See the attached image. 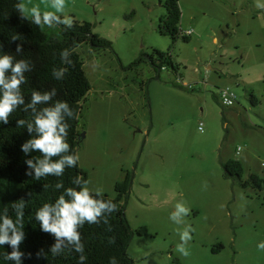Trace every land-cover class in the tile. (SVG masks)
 <instances>
[{"label":"rangeland","instance_id":"1","mask_svg":"<svg viewBox=\"0 0 264 264\" xmlns=\"http://www.w3.org/2000/svg\"><path fill=\"white\" fill-rule=\"evenodd\" d=\"M165 1L64 0L57 13L90 23L112 45L76 49L91 86L78 117V165L89 188L111 199L133 171L125 215L134 232L147 229L130 242L133 264H264V189H243L222 169L238 160L242 181L264 180V0H178L189 42L158 32ZM23 2L55 12L54 0ZM154 49L169 51L178 70L156 79L148 65L127 69ZM224 89L231 107L220 102ZM180 202L190 214L176 224L170 214ZM187 226L194 231L185 257L176 245Z\"/></svg>","mask_w":264,"mask_h":264},{"label":"trees","instance_id":"2","mask_svg":"<svg viewBox=\"0 0 264 264\" xmlns=\"http://www.w3.org/2000/svg\"><path fill=\"white\" fill-rule=\"evenodd\" d=\"M21 0H0V57L9 55L13 65L24 60L28 64L25 71L26 83L21 85L24 105H21L9 116V122L4 124L0 121V217L4 210H8L10 218L15 220L16 211L12 208L14 202L24 199L27 204L24 209V238L18 246L20 256L19 264H79V256L85 255L87 259L83 264H109L111 257H115L117 264H133L128 255V247L134 234L139 237L147 235V229L141 227L134 232L125 215V202L129 197L134 179L133 171H126L124 178L115 184L116 198L111 199L103 195V199H111L117 205L118 211L108 217V224H87L80 229L84 253L68 252L58 256H52L51 249L56 244V237L44 232L35 219L36 211L45 203H54L64 188L76 187L72 184V178L77 175L87 180V174L80 169L78 162L76 167L65 169L62 177L48 176L35 180V171L26 163L35 157L42 155L32 149L27 153L23 151V145L37 136L35 129L29 132L27 123L34 124L35 113L31 108L23 111L24 107L31 103L32 91L51 92L56 89V96L47 104H37L39 112L45 106H52L55 101H66L76 114L77 118H70L64 113V122L69 125L67 142L70 145L68 153L61 155H77V148L82 139L78 130V117L81 111V102L90 91V83L83 70V62L76 49L87 44L94 51L112 49L111 43L94 34L92 25L87 22L74 21L72 28H66L63 24L53 22L56 27L55 33H50L46 26L41 28L32 20L22 19L15 5ZM165 15L159 18L158 32L163 36L171 37L173 41L181 38L189 42L190 36L181 34L180 18L181 11L178 0H166L164 3ZM61 20L64 18L60 16ZM15 37V39H13ZM20 46V51L17 47ZM69 49V56L61 61L60 53L63 49ZM71 61V63H69ZM150 66L158 75L162 69L169 68L178 70L169 51L153 50L144 57L140 55L127 69L137 70L142 65ZM53 68H64L62 80L57 81L52 76ZM10 71L6 75H10ZM2 95V93H0ZM252 102L257 104L256 98L251 95ZM20 119L26 121L22 127H17ZM53 161L59 157H53ZM223 176L226 179H236L243 189L252 188L261 191L264 189V180L257 175H250L248 180L242 181L244 169L238 160L230 159L222 164ZM31 173L32 175H27ZM63 181L64 188L56 189L54 185ZM48 184L50 187L44 188ZM78 187V186H77ZM31 193V196L28 195ZM68 199V197H66ZM2 223V219H0ZM109 238H114V243H109ZM8 244L0 245V264H17L15 260H7L5 256L12 251ZM37 253H40L38 256ZM174 264H180L178 259Z\"/></svg>","mask_w":264,"mask_h":264},{"label":"clouds","instance_id":"3","mask_svg":"<svg viewBox=\"0 0 264 264\" xmlns=\"http://www.w3.org/2000/svg\"><path fill=\"white\" fill-rule=\"evenodd\" d=\"M53 11L41 12L38 5L28 7L26 3L21 0L15 5L22 19H29L35 25L43 28L45 26L53 27V22L63 24L66 28L74 26V19L70 16H65L61 20L57 13L64 12V0H54ZM42 13V15H41ZM15 39V37L13 38ZM20 46L17 51H20ZM69 56V49H63L60 53L61 61H65ZM71 63V61H69ZM28 64L24 60L12 63V57L4 55L0 57V121L4 124L9 122V116L16 111L21 105H24V97L21 91V85L26 83L25 71L28 70ZM10 71V75L6 72ZM67 69L53 68L52 76L57 81L62 80L64 72ZM56 89L53 88L51 92L32 91L31 103L26 105L23 111L31 108L35 113L34 124L27 123V129L32 132L35 129L37 136L30 139L23 145V151L27 153L29 149L35 150L42 155L35 157V163L32 159L26 161L29 167L35 171V180L46 178L48 176L62 177L67 168H74L79 160L78 155L68 154L70 145L67 142L69 125L64 122V113L70 118H77L76 114L69 107L68 102L57 100L52 106H45L39 112L36 111L37 104H47L53 96H56ZM26 121L20 119L17 122V127L24 126ZM203 131V128L200 129ZM243 151L242 146H238L237 155ZM53 157L59 159L53 161ZM27 175H32L27 173ZM72 184L76 187L64 188L63 181H58L54 187L56 189L64 188V192L59 195L54 203H45L35 213V219L39 221L40 228L47 233H51L56 237V244L51 249L52 256H58L67 250L68 252L84 253V244L80 229L85 223L99 224L101 221L108 224V217L118 211L117 205L111 199H103V189H90V181L85 180L82 176L77 175L72 178ZM78 186V187H77ZM50 185L45 184L47 189ZM31 196V193H28ZM68 197V199H66ZM27 202L20 199L12 204V208L16 211L15 220L9 217L8 210H4V214L0 219V245L8 244L12 247V251L7 253L5 259L15 260L19 264L20 256L18 246L24 238V209ZM176 211L170 214V219L176 224H181L184 221L179 219L181 215H189L190 209L187 208L183 202L175 205ZM194 231L190 226L184 228L179 233L181 243L176 245V251L182 256L187 257L189 252L187 245L192 240L191 232ZM114 238H109V243H114ZM258 249L264 250V242L258 244ZM39 256L40 253H37ZM87 257L83 254L79 256V264ZM109 264H117L116 258L111 257Z\"/></svg>","mask_w":264,"mask_h":264},{"label":"built area","instance_id":"4","mask_svg":"<svg viewBox=\"0 0 264 264\" xmlns=\"http://www.w3.org/2000/svg\"><path fill=\"white\" fill-rule=\"evenodd\" d=\"M219 98H220L221 104L225 107H231L234 104V95L228 89L220 90ZM236 154H237V151H236Z\"/></svg>","mask_w":264,"mask_h":264},{"label":"water","instance_id":"5","mask_svg":"<svg viewBox=\"0 0 264 264\" xmlns=\"http://www.w3.org/2000/svg\"><path fill=\"white\" fill-rule=\"evenodd\" d=\"M82 138H83V135H82Z\"/></svg>","mask_w":264,"mask_h":264}]
</instances>
